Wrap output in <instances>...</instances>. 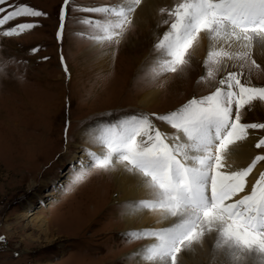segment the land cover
Masks as SVG:
<instances>
[{
	"label": "rangeland",
	"instance_id": "rangeland-1",
	"mask_svg": "<svg viewBox=\"0 0 264 264\" xmlns=\"http://www.w3.org/2000/svg\"><path fill=\"white\" fill-rule=\"evenodd\" d=\"M127 2L68 0L63 5V0H11V5L27 4L47 16L12 21H39L36 27L19 35L5 36L7 24L0 30V236L5 237L0 241V264H136L138 257L133 255V249L148 243L147 237L135 229L125 230L120 219L125 203L121 206L101 199L98 206L92 197L95 194L103 198V187L110 184L109 172L117 165L107 170L93 165V155H102L97 148L106 146L101 134L96 135L90 128L98 122L107 126L131 115L177 110L194 96L214 91L222 73L210 67L211 61H202L191 74V91L184 84L165 90L177 72L159 63L166 56L155 45L146 48L156 58L161 56L158 61L146 63L145 56L138 55L141 61L136 67L129 61L140 50L126 53L123 40H106L96 46L104 35L100 25L105 20L103 14L87 8ZM62 5L65 20L58 40ZM9 6L3 5L5 9ZM132 23L133 19L121 38L133 33ZM32 48L37 51L31 52ZM257 59L264 67V61ZM127 65L131 69L129 78L122 74V67ZM230 66L238 70V65ZM250 80L253 85L264 86V72L253 70ZM113 85L122 87L116 94L104 91ZM151 86L162 89L163 97L158 105L144 108L137 99ZM258 103L261 102L241 109L242 122H264V104H260L259 111ZM69 118L65 132V120ZM152 121L161 131L169 129V137L175 133L167 123L154 117ZM83 129L90 130L93 137H81ZM251 132L256 140L264 135V130ZM254 149L256 154L261 151ZM83 151L88 152V161L81 162ZM81 175L83 178L77 180ZM52 189L56 195H50ZM25 210L30 216H23ZM38 217L54 219L47 235L30 224ZM255 254L247 253L244 264H264V258ZM201 258L203 264H211L206 256ZM213 258L214 264H229L224 250L220 249ZM177 259L183 260V256Z\"/></svg>",
	"mask_w": 264,
	"mask_h": 264
},
{
	"label": "snow or ice",
	"instance_id": "snow-or-ice-1",
	"mask_svg": "<svg viewBox=\"0 0 264 264\" xmlns=\"http://www.w3.org/2000/svg\"><path fill=\"white\" fill-rule=\"evenodd\" d=\"M5 4L10 5L8 9ZM140 4L141 0H128L87 11L103 14L100 39L119 43ZM63 5L58 40L64 27ZM168 13L172 17L169 28L155 43L166 56L163 66L177 72L187 65L189 49L203 33L212 45L205 63L211 61L210 67L222 73L218 86L177 110L131 115L108 124L101 132L107 151L93 155V165L107 170L115 166V159L126 171L143 178V188L151 198L138 202L142 209L158 210L165 219L175 218L167 227L143 233L158 241L147 249L148 259L155 264H176L178 253L189 250L205 230L213 229L220 234L218 247L225 251L229 264H244L247 253L264 258V172L254 183L249 180L257 163L264 162V135L253 144L261 151L247 166L234 169L227 164L231 146L255 135L249 130H264V122H242L241 117L242 108L255 101L264 104V86L250 80L253 70L264 72L252 57L255 41L264 43V0H181ZM42 16L47 13L27 4L0 0V30L8 25L5 36L19 35L39 24L12 21ZM230 64L238 65V70H232ZM153 117L175 130L171 138L153 124ZM69 120H65V132Z\"/></svg>",
	"mask_w": 264,
	"mask_h": 264
},
{
	"label": "bare ground",
	"instance_id": "bare-ground-1",
	"mask_svg": "<svg viewBox=\"0 0 264 264\" xmlns=\"http://www.w3.org/2000/svg\"><path fill=\"white\" fill-rule=\"evenodd\" d=\"M180 2L181 0H141V4L138 6L137 10L135 11L132 17V29H134L133 33H130V35H128L127 37L125 36L126 38H120L121 41L123 40L125 42L124 44L126 45V53L131 54V52L140 50L137 55H131L129 63H135L136 67V65L140 64L139 62L141 61V59H139V57L141 56H145L143 60L146 63H151V61H155L156 63L157 58L159 59L161 56L156 58L153 54H151V52L149 53V49L146 47H148L150 44L155 45L158 38L163 34V32H165L169 28L171 20L169 19L167 11L169 9L174 8L175 5ZM161 9H164V11H161ZM201 37L202 39H200L199 42L194 45V48L189 49V56L186 57L189 63L180 67L177 73H175V75L172 77V79H174V82L168 84V86L165 87V90L166 88L171 89L182 84L186 85L189 88V91L193 89L191 74H194L197 65H201L202 61H204L205 64V60H207L208 51H210L212 48L209 39L207 37H204L203 33H201ZM104 41H106V39H100L96 46H100V44ZM234 49L235 46L233 50ZM161 54H163V52ZM190 56L191 59L189 60ZM252 57L255 59L257 57L258 61H264V43L259 40L255 41L252 49ZM148 58H150V60ZM159 63L163 62L159 61ZM142 66H145V64H142ZM122 68V74H126V78H129L130 76L128 77V75H130L131 72L130 66L127 65ZM140 70H142V67H140L139 72ZM121 87L118 85H113L111 87L108 86L105 88L106 90L104 89V91L111 92L110 94H116ZM148 87L145 88V90L140 94L137 99L140 105L144 108L158 105L159 98L163 95L164 92L162 91V89L157 88L156 86H151V88ZM260 104L261 103H258L259 111L261 107ZM103 126H105V122H98L96 127L90 128V130L91 132H94L96 135H98L101 134V129L103 128ZM86 129H83L81 131V137L92 138L93 136L90 130L88 131ZM166 132L169 134V129L166 130ZM250 133H252L251 130ZM255 140L256 136L250 135L248 140H246L245 142L231 146L227 153V164L234 169L247 166L251 158L256 154V150L253 147ZM97 150L101 154H105L107 151V149H102V147L97 148ZM80 156L81 162H84L85 159L88 161L89 159L87 151H83V153L81 152ZM114 164L117 165V167H115L113 170H110L109 172L110 184L106 183L107 185L103 187V198H97L95 197V194L92 195L93 198H96L95 201L98 203V206L101 204V199H103V202L105 199H108L109 201L113 203H118L121 206L125 203L126 209L124 210L126 213L124 212L123 217H120V219L122 221V224L124 225V228H126L125 230L128 231L135 229V232L143 234L146 230H156L169 226L171 220H174L175 218L165 219L161 216L158 210H145L139 206L138 202L140 200L151 198L150 194L146 192L143 188V178L136 173H130L126 171L123 166L119 164L118 161H115V159ZM261 170L262 172H264L263 162H258L256 167L253 169V172L249 176V180L252 183H254V178H258L257 176H259V172ZM103 179L107 181L106 177L104 176ZM34 184L35 181H32L31 185ZM248 189L249 185L246 184V190ZM50 191V195L57 194V192H55V189H52ZM108 194H110V197L108 196ZM233 199H235V197ZM23 216H30V214L27 210H25ZM53 220L54 219H49L48 217H38L37 219L31 220L30 224H33L35 227L37 226L38 228H41V231L47 235V233H50L51 225H54V222H52ZM136 221L141 222L137 224ZM220 240V234L215 229L211 231L205 230L200 240L195 242L189 250H182L181 252L183 254H177V256H183V260L177 259L176 263L203 264L205 261L201 257L206 256L208 261L211 264H214L215 260L213 258V255H215L221 249L218 247V243L220 242ZM147 241L148 243L145 242V246H136L132 251L133 255L138 257V262H135L136 264H155V261L148 259V255L145 253V251L147 252V249L153 246L154 243H158V241H156L153 237H147ZM253 255L256 254L253 252Z\"/></svg>",
	"mask_w": 264,
	"mask_h": 264
}]
</instances>
